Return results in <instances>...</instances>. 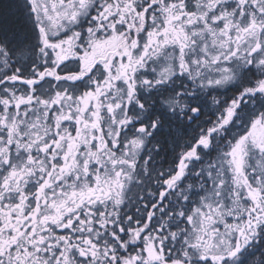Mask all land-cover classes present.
<instances>
[{
    "label": "snow or ice",
    "instance_id": "6c2138e0",
    "mask_svg": "<svg viewBox=\"0 0 264 264\" xmlns=\"http://www.w3.org/2000/svg\"><path fill=\"white\" fill-rule=\"evenodd\" d=\"M0 264H264V0L0 9Z\"/></svg>",
    "mask_w": 264,
    "mask_h": 264
},
{
    "label": "trees",
    "instance_id": "16d2710c",
    "mask_svg": "<svg viewBox=\"0 0 264 264\" xmlns=\"http://www.w3.org/2000/svg\"><path fill=\"white\" fill-rule=\"evenodd\" d=\"M11 3V0H0V9L3 10H7L9 4ZM14 11V9H13ZM10 20H15V17H9ZM179 151V149H177V152ZM173 163V153L171 151H169L167 158H166V162L163 163L162 168L163 169H167L170 166H172Z\"/></svg>",
    "mask_w": 264,
    "mask_h": 264
},
{
    "label": "flooded vegetation",
    "instance_id": "af4514ba",
    "mask_svg": "<svg viewBox=\"0 0 264 264\" xmlns=\"http://www.w3.org/2000/svg\"><path fill=\"white\" fill-rule=\"evenodd\" d=\"M202 119H203V117H202ZM134 210V209H133Z\"/></svg>",
    "mask_w": 264,
    "mask_h": 264
}]
</instances>
